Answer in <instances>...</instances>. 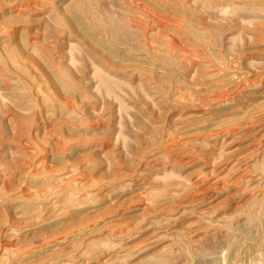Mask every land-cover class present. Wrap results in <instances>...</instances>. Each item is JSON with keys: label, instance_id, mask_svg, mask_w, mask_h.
I'll list each match as a JSON object with an SVG mask.
<instances>
[{"label": "rangeland", "instance_id": "rangeland-1", "mask_svg": "<svg viewBox=\"0 0 264 264\" xmlns=\"http://www.w3.org/2000/svg\"><path fill=\"white\" fill-rule=\"evenodd\" d=\"M0 264H264V0H0Z\"/></svg>", "mask_w": 264, "mask_h": 264}]
</instances>
